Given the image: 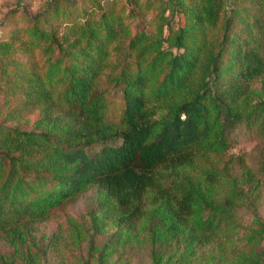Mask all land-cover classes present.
Masks as SVG:
<instances>
[{"label":"trees","instance_id":"trees-1","mask_svg":"<svg viewBox=\"0 0 264 264\" xmlns=\"http://www.w3.org/2000/svg\"><path fill=\"white\" fill-rule=\"evenodd\" d=\"M243 127L264 143V0L9 9L0 20V264H43L40 224L92 188L109 205L90 211L94 237L121 239L106 237L107 219L148 234L154 264L179 251L191 258L246 192L235 184L219 197L217 169L204 181L169 170L226 155ZM255 225L237 264H264V219Z\"/></svg>","mask_w":264,"mask_h":264},{"label":"rangeland","instance_id":"rangeland-1","mask_svg":"<svg viewBox=\"0 0 264 264\" xmlns=\"http://www.w3.org/2000/svg\"><path fill=\"white\" fill-rule=\"evenodd\" d=\"M48 1L0 0V20L15 6L34 14L42 11ZM150 17L151 14L146 19ZM256 86L260 87L261 82ZM263 145L256 134L243 127L237 130L236 142L226 155L204 157L194 165L169 170L175 178L204 181L206 171L217 169L222 172L216 192L219 197L227 196L235 184L245 190L246 197L236 202V217L210 243L191 258H181V251L169 254L164 257L163 264H184L186 261L188 263L185 264H237V257L248 246L246 236L255 228L258 218L264 219V169L260 165ZM246 172L252 173L251 180ZM102 199L104 194L92 188L81 194L65 211L40 224L38 236L48 248L43 264H154L150 236L141 228L126 231L105 219L102 229L106 237L120 231L121 239L106 244L99 236H93L95 229L90 211L94 209L95 214L100 215L101 210L109 209L108 203H99ZM92 240L100 245L91 247Z\"/></svg>","mask_w":264,"mask_h":264}]
</instances>
